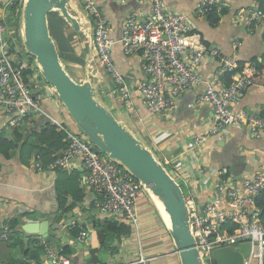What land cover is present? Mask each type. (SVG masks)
I'll use <instances>...</instances> for the list:
<instances>
[{
  "label": "crops",
  "instance_id": "1",
  "mask_svg": "<svg viewBox=\"0 0 264 264\" xmlns=\"http://www.w3.org/2000/svg\"><path fill=\"white\" fill-rule=\"evenodd\" d=\"M93 1L112 24L111 35L117 41L113 48L115 62L134 88L132 107L128 108L122 101L120 93L116 92L117 86L112 76L99 62L91 47L94 26L92 19L83 10V0L71 2V11L76 17L77 24L64 23L58 14H53L56 26L51 32L60 53L68 61L66 63L68 69L80 82L88 79L87 72L91 73L90 69L95 72L93 83L101 91L115 115L143 137L157 157L161 159L166 157L171 159L174 165L185 166L180 172L176 171L177 168L175 172L173 168L171 170L196 201L204 204L212 197L218 178L211 167L226 168L231 177H235L239 172L249 177L264 174V134L257 138L251 136L244 128L233 127L221 135L211 137L201 148L190 149L193 138L207 133L212 123L211 106L197 102L203 84L182 93L173 110L161 115H154L148 111L136 87V84L146 78L142 69V57L139 52L125 54L119 40L125 21L133 14L149 11L151 0ZM167 1L173 12L189 14L193 18V32L199 34L206 44L217 46L223 55L232 56L243 64L260 61L264 57V18L258 26H254L248 20L249 15L241 13V8L249 7L252 0H221L225 4V11L216 24L208 15H195L196 6L201 0ZM16 16L18 17L15 18ZM13 18L10 22L14 23L16 28L19 13ZM219 67L220 62L217 59L209 58L201 65L200 73L205 80H210ZM43 106L54 119L79 130L67 110L49 97L47 92ZM235 108L254 112L264 110V77H260L248 87ZM44 119L50 121L48 118ZM21 128L30 127L25 123ZM12 129L8 126L6 115L0 109V133L13 139ZM34 162L35 156L30 158L29 163L23 162L19 156V148L11 150L8 157L0 154V223L10 224L15 220L20 222L14 238L0 243V264H46L47 247L62 250L66 245H70L73 252L72 264H94L91 261V249L99 246V242L95 238L93 220L116 218L100 211L97 206L98 198L85 181L86 171L80 160H77L73 169L68 171L81 172L79 189H82L83 195L80 200L75 201V208L68 212L60 210L57 189L60 171H38L33 167ZM201 169L203 171L199 176L197 173ZM67 199V205L70 206L74 201L72 193L67 195ZM137 206L139 224L132 225V233L122 236L120 242L117 241L119 246L116 253L104 250L103 259L108 264H127L145 255L153 258L146 264H181L172 237L152 199L146 194L142 195ZM47 220L49 231L55 233L48 238L24 229L28 223L39 224ZM75 226L84 228L85 240L73 238L71 228ZM21 239L23 245L19 243ZM41 244H44L45 249L38 257L26 255V249L35 254L38 245Z\"/></svg>",
  "mask_w": 264,
  "mask_h": 264
},
{
  "label": "built area",
  "instance_id": "2",
  "mask_svg": "<svg viewBox=\"0 0 264 264\" xmlns=\"http://www.w3.org/2000/svg\"><path fill=\"white\" fill-rule=\"evenodd\" d=\"M151 2L149 11L133 14L125 21L119 40L125 54L139 52L142 57L146 78L136 87L148 111L161 115L173 110L182 93L203 84L197 102L210 105L213 118L210 129L207 133L196 135L190 149L201 148L211 137L233 127L244 128L253 137H262L264 110L254 112L236 109L235 106L248 87L264 77V57L240 66L234 57L223 55L217 46L206 44L199 34L193 32V18L189 14L173 12L167 0ZM22 4L23 0H0V109L7 117L8 126L15 128L27 123L32 128L36 120L48 118L50 123L64 130L67 133V148L47 165L40 161L39 155H35L33 167L38 171L72 170L76 161L80 160L86 171L85 181L96 194L100 211L130 225H138V201L144 192L147 193L144 184L109 159L79 130L68 127L46 112L43 106L46 90L54 89L45 87L39 78L34 58L36 80L34 83L25 81L21 65H29L32 55L19 45L20 37L16 36L14 23L10 22L18 13L20 19ZM223 6L225 4L221 0H201L195 15H207L214 8L221 14ZM13 7L14 13L11 10ZM83 10L94 26L91 47L112 76L116 92L130 108L134 88L115 62L113 48L117 41L111 35L112 24L93 0H83ZM243 12L249 15L248 20L254 26H258L264 18L261 0H252L249 7L241 8L244 15ZM209 58L217 59L220 67L210 80H205L200 68ZM227 73H231L230 81L226 79ZM90 75L96 76L93 71ZM159 159L169 166L171 172L172 168L174 172L176 168L180 172L185 167L183 164H172L171 159L166 157ZM211 169L218 178L211 199L200 204L191 193H186L191 228L201 256L206 264H218L213 256L214 250L240 244L238 248L234 246L239 250L242 243L249 242L250 252L244 257L243 264H264V227L259 223V208L256 206V198L264 189V174L255 177L243 175L234 182L228 169ZM202 171L198 170L197 175L201 176ZM230 223L237 225L234 231L228 229ZM13 233L15 228L10 224L0 223V243L11 240ZM85 239V234L78 238L79 241ZM45 253L46 264H72L71 257L62 254L61 250L47 247ZM152 259L141 255L138 260L127 264H146Z\"/></svg>",
  "mask_w": 264,
  "mask_h": 264
},
{
  "label": "water",
  "instance_id": "3",
  "mask_svg": "<svg viewBox=\"0 0 264 264\" xmlns=\"http://www.w3.org/2000/svg\"><path fill=\"white\" fill-rule=\"evenodd\" d=\"M72 0H23L19 30L21 43L34 56L41 76L54 89L49 97L62 105L79 131L100 151L144 184L175 244L181 264H206L191 228L187 194L175 175L154 150L128 124L121 121L93 83L94 75L78 81L67 68L52 35L50 15L58 13L70 25L77 24L71 11ZM239 172L236 180L242 177ZM24 229L48 238L49 220L28 223ZM250 243L239 250L224 246L214 250L218 264H243ZM88 264V263H85Z\"/></svg>",
  "mask_w": 264,
  "mask_h": 264
},
{
  "label": "trees",
  "instance_id": "4",
  "mask_svg": "<svg viewBox=\"0 0 264 264\" xmlns=\"http://www.w3.org/2000/svg\"><path fill=\"white\" fill-rule=\"evenodd\" d=\"M261 7L264 10V0H261ZM223 6L221 8L224 13ZM13 13L15 12V8H11ZM53 14H51V29L54 30V26H56V20ZM212 22L215 24L221 20V14L218 13L217 8H214L209 11L207 14ZM64 23L66 22L63 18H61ZM51 30V31H52ZM65 63L68 61L61 54ZM34 56H31L29 59V65H21V70L23 71V76L26 82L34 83L36 80V68L33 64ZM240 66H243V63H239ZM68 68V67H67ZM38 76H40L38 74ZM226 79L231 80V73L226 74ZM13 139L7 138L4 134L0 133V154L8 157L10 155V151L19 148V156L21 160L25 163H29V160L32 156L39 155L40 161L43 164H49L53 162L56 157L61 153L62 150L67 148L68 140L67 133L59 129L58 126L53 125L49 121H45V119L36 120L35 126L32 128H21L15 127L12 129ZM59 179L57 181V189L59 194V203L60 210L63 212L71 211L75 208V201H78L82 197V189H79V185L81 182V172L79 170H73L71 173L68 170H59ZM72 193L74 197L73 203L68 206L67 195ZM146 194V193H145ZM147 195V194H146ZM256 206L259 208V223L264 227V189L261 191L259 196L256 198ZM19 221H12L10 225L15 228V233L11 237V240L18 233L16 227L19 226ZM93 228L95 229V238L99 242V246L92 247L91 261L94 264H108L106 260L103 259V251L107 250L111 253H116L118 251V246L121 241L122 236H128L132 233V226L129 223L120 221L114 218H94L93 220ZM237 228V225L234 223H230L228 225V229L230 231H234ZM84 228L80 226H75L71 228V234L74 239L78 240L82 235H84ZM10 240V241H11ZM118 241V242H117ZM117 242V243H116ZM20 244L23 245V239L19 241ZM44 244L38 245L37 251L35 254L30 252V249H26V255L31 256L32 258L38 257L40 252L44 251ZM61 253L71 257L72 249L70 245H66L62 248Z\"/></svg>",
  "mask_w": 264,
  "mask_h": 264
},
{
  "label": "rangeland",
  "instance_id": "5",
  "mask_svg": "<svg viewBox=\"0 0 264 264\" xmlns=\"http://www.w3.org/2000/svg\"><path fill=\"white\" fill-rule=\"evenodd\" d=\"M4 9L6 10L7 7H5ZM15 26H16V28H15V29H16V36L19 38V37H20V33L18 32V30H19L18 22H17V24H15ZM19 45H20L21 47H23L20 38H19ZM70 68H71V67H70ZM94 69H95V68H94ZM90 71L92 72L91 69H90ZM87 74H88V77H89L90 72L88 71ZM39 78L43 81V83H44L45 85L50 86V84H48V83L45 81V79L41 76V74H40ZM66 112H67V111H66ZM165 166H166L167 168H169L168 165L165 164ZM172 173H173V172H172ZM173 174H174V173H173ZM183 188H184L185 192L188 194L189 191H187L186 188H185L184 186H183ZM143 192H144V191H143ZM145 193H146V192H144V195H145ZM146 194H147V193H146ZM129 225H130V224H129ZM131 226H132V225H131ZM234 246H235L236 248H238V247H240V244H234Z\"/></svg>",
  "mask_w": 264,
  "mask_h": 264
}]
</instances>
